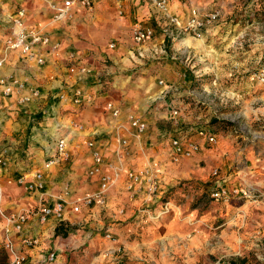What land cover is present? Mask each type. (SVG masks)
<instances>
[{
	"label": "rangeland",
	"instance_id": "obj_1",
	"mask_svg": "<svg viewBox=\"0 0 264 264\" xmlns=\"http://www.w3.org/2000/svg\"><path fill=\"white\" fill-rule=\"evenodd\" d=\"M181 2L198 5L206 14L218 12L219 18L200 37L181 36L173 45L169 44L170 56L157 61L164 62L163 69L168 66L165 71L169 76L160 79L178 88L168 99L181 107L183 132L205 127L217 136L218 144L181 164L170 163L165 156L168 144L163 136L168 137L176 128L172 121L163 118L169 114L168 107L163 103L154 105L146 114L149 121L155 117V124H149V132H154V145L134 149L137 159L130 169L142 172L158 163L153 173L164 194L150 198L143 192L132 196L125 190L122 177L110 192L108 207L102 215L134 211L138 218L130 212L125 222L117 223L140 232L150 229L159 235L170 233L171 239L165 240V252L157 248L161 251L157 256L159 259L162 256L161 264H264V85L256 80V73L264 66V0ZM133 73L134 77L125 86L138 103L145 102V111L147 100L155 91H147L145 80L139 79L136 71ZM215 170L218 176H214ZM221 185L229 190L251 189L252 197H231L228 202H217L211 194ZM117 198L133 205L122 207ZM168 202L170 212L156 219ZM119 207L123 209L120 212ZM145 210L150 216L143 213ZM84 226L75 225L74 230L80 233L72 239L60 235L78 243V248L69 252L65 264H93L98 257L102 261L92 238L104 239L109 226L83 229ZM63 227L67 231L71 229ZM88 232L91 237L79 242ZM50 241L52 248L58 246L55 238ZM122 251L126 264L124 247ZM141 255L139 262L149 264L144 254ZM7 261L6 253L0 248V264Z\"/></svg>",
	"mask_w": 264,
	"mask_h": 264
},
{
	"label": "crops",
	"instance_id": "obj_2",
	"mask_svg": "<svg viewBox=\"0 0 264 264\" xmlns=\"http://www.w3.org/2000/svg\"><path fill=\"white\" fill-rule=\"evenodd\" d=\"M62 1L0 0V154L7 151L9 163L7 167H0V181L4 189V206L9 212L33 208L42 203L53 206L55 197L65 187H69L72 199L83 197L96 189L98 181L88 175L92 155L86 143L89 140L96 141L100 150L110 158L114 157L118 135L114 125L119 123L127 126L128 115H142L144 112L145 102L138 103L134 95L128 93L130 89L125 86V82L132 80L133 72L136 71L139 79L145 80L143 84H147V91L153 90L156 94L159 91L156 80L169 76V72L165 71L168 66L163 69L161 63L164 62H157L159 60L151 53L153 43L146 46L144 57L140 58L131 39L133 27L141 23L154 27L157 31L154 42L161 41L156 7L150 0H92L95 5L92 13L76 7L72 10V19L66 23L57 21L50 8V4H60ZM171 4L177 14L186 13L190 6L181 0H171ZM21 10L24 11L21 20L27 27L37 29L51 39V44L36 48L38 56L45 60L44 65L26 60L19 52L6 48L11 28L14 21L20 19L18 12ZM54 45H58L57 48ZM105 63L110 65L105 66ZM84 68L92 71L84 73L81 71ZM19 85L24 86L21 92L14 90L10 95L5 94L7 87L17 89ZM71 87L83 88L90 99L80 109L61 99L62 95L70 93ZM33 92L37 94L32 95ZM25 97L30 100L24 101ZM109 102L121 108L120 119H113L107 112L106 105ZM72 121L83 126V130L70 127ZM149 124H155V117L150 119ZM121 134L129 136L124 131ZM153 135L154 132L150 133L149 129L140 138L132 137L131 134L133 153L136 148L154 145ZM63 136L68 139L71 160L46 169L45 162L53 152L56 140ZM135 155L134 160H129V168L136 164ZM158 157L162 158V155ZM134 169L138 170L137 167ZM37 171L43 174L44 189L25 192L16 183L17 179L24 176L30 183ZM117 199L122 207L133 205L122 198ZM121 210L119 207V212ZM102 211L94 207L74 214L68 208L63 225L51 219L47 225L39 226L34 219L26 234L41 239L39 249L31 252L33 262L41 263L45 259L51 250L50 239L55 238L58 246L54 264H65L69 252L78 248V243L69 242V238H74L79 232L74 227L84 224L83 229H100L108 225L107 229L119 238L121 248H125L126 264H142L139 262L141 254H144L149 264H161L159 261L162 256L160 259L157 257L161 251H157V248L161 247L165 252V240L171 239L170 233L159 235L150 229L140 232L130 228V225L117 223L118 220L125 222L130 212L134 214V211L122 215L112 212L102 215ZM131 216L138 218L136 213ZM60 226L71 228L65 230L69 238L60 237L63 234L56 235ZM89 233L79 242H86L87 237H91ZM133 233L136 235L132 240ZM159 236L165 239L159 241ZM22 237L19 234L14 236L17 247H20ZM95 238H92V241H96L93 246L99 248L100 252L104 251L108 247L107 241L102 237ZM89 246L91 249L92 245ZM129 246L132 250H128ZM107 260H111V255ZM108 261L102 263L98 257L93 264H106Z\"/></svg>",
	"mask_w": 264,
	"mask_h": 264
},
{
	"label": "built area",
	"instance_id": "obj_3",
	"mask_svg": "<svg viewBox=\"0 0 264 264\" xmlns=\"http://www.w3.org/2000/svg\"><path fill=\"white\" fill-rule=\"evenodd\" d=\"M150 1L156 7L157 21L162 38L160 42H154L157 34L156 29L144 26L141 23L136 24L132 29L131 37L140 58L144 57L146 46L153 43L151 47L153 57L156 60L167 59L170 56V43L173 45V42L181 36L194 35L200 37L219 18L218 12L213 11L206 14L205 10L198 5H190L186 13L177 14L172 8L171 0ZM76 7H81L85 11L92 13L95 5L92 0H63L60 4L56 2L50 4L51 10L55 13V19L62 23H66L72 19V10ZM18 16L20 19L14 21L11 35L7 40V50L17 51L26 60L36 61L37 64L44 65L45 60L38 56L36 48L51 44L50 37L43 35L37 29L27 27L21 20L24 16V11H19ZM57 46L54 45V48H57ZM112 48H115V45H112ZM81 71L90 73L92 70L84 68ZM256 80L259 85H264V66L256 73ZM156 85L159 91L148 98L146 109L142 115H128L126 120L127 126L119 123L114 125L118 133L116 137V149L113 151L114 157L110 158L111 156H107L106 153L100 150L96 141L89 140L86 143L92 155V166L88 171V175L90 178L98 181L96 190L85 194L83 197L72 199L69 187H65L55 197V204L53 206L42 203L33 208L9 212L4 206V189L0 181V248L6 253L8 264H54L57 260V250L55 247H51V250L41 263L33 262L31 252L39 249L41 239L26 235L32 221L35 219L39 226H44L51 219H54L58 224L63 225L66 222V211L68 208L74 214H80L84 210H92L94 207L105 209L109 204L110 192L122 177L124 178L125 190L131 193L132 196L143 192H147L150 198L158 194H164L161 191L162 186L157 176L153 173V167H158V163L142 172H137L128 166L133 153L130 135L132 134V137L140 138L148 131L149 120L146 114L149 113L154 105L163 103V106L166 105L168 107L169 114L164 119L172 121L176 128L168 137L163 136L168 144V149L164 150L165 156L170 163L174 165L181 164L184 160L192 159L201 154L205 148L218 144L217 136L205 127L183 132L180 128L181 107L173 104L168 99L169 96L177 92L178 88L174 85H168L163 79H158ZM23 88L24 86L22 85H19L17 89L7 87L4 92L6 95H10L14 90L21 92ZM31 94L36 95L37 92ZM61 99L78 109L82 108L90 100L85 90L80 87H71L70 93L62 95ZM29 100V97L24 98V101ZM106 110L115 120L120 119L122 115L121 108L113 102H109L106 105ZM70 127H77L79 130H83V126H78L73 121L70 123ZM122 131L128 133L129 136L122 135ZM6 156L7 151H2L0 154V167L8 166L9 163ZM71 158L72 155L67 137H58L53 152L49 155L44 167L50 169L61 162L70 161ZM213 174L214 176H218V170H215ZM16 183L22 186L27 193L42 191L44 189V177L39 171L34 173L33 181L30 183L27 182L24 176L19 177ZM218 188L211 194L212 198L217 202H228L231 197L250 199L253 193L248 188H233L229 190L222 185ZM170 204V202L165 204L162 212L155 216L156 219L170 212ZM143 213L146 214L147 211L145 210ZM122 214H124V211H121ZM147 214L150 216L149 213ZM16 234L23 235L20 240V247H17L14 242ZM104 240L107 241L109 246L100 252V257H103L102 263L103 261H108L107 257L111 255V260L106 264H124V255L119 238L110 229H107Z\"/></svg>",
	"mask_w": 264,
	"mask_h": 264
},
{
	"label": "trees",
	"instance_id": "obj_4",
	"mask_svg": "<svg viewBox=\"0 0 264 264\" xmlns=\"http://www.w3.org/2000/svg\"><path fill=\"white\" fill-rule=\"evenodd\" d=\"M212 122H213L214 124H218V123H220L219 121H212ZM60 234H63L64 236H67L66 233H65V230H64V227H63V226H60V227H58V229H57L56 235L59 236ZM6 264H8V261H7Z\"/></svg>",
	"mask_w": 264,
	"mask_h": 264
}]
</instances>
